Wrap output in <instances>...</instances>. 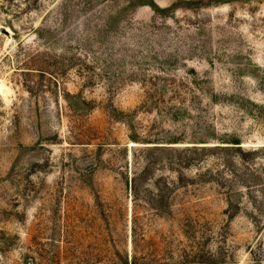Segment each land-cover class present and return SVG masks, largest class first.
I'll list each match as a JSON object with an SVG mask.
<instances>
[{
	"label": "rangeland",
	"instance_id": "1",
	"mask_svg": "<svg viewBox=\"0 0 264 264\" xmlns=\"http://www.w3.org/2000/svg\"><path fill=\"white\" fill-rule=\"evenodd\" d=\"M0 264H264V0H0Z\"/></svg>",
	"mask_w": 264,
	"mask_h": 264
},
{
	"label": "bare ground",
	"instance_id": "2",
	"mask_svg": "<svg viewBox=\"0 0 264 264\" xmlns=\"http://www.w3.org/2000/svg\"><path fill=\"white\" fill-rule=\"evenodd\" d=\"M135 144V142H131V145H134Z\"/></svg>",
	"mask_w": 264,
	"mask_h": 264
}]
</instances>
